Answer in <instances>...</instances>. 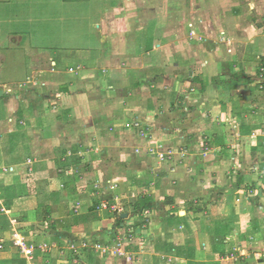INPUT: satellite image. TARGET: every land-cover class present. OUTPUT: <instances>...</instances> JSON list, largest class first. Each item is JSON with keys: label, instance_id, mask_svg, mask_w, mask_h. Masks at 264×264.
Segmentation results:
<instances>
[{"label": "crops", "instance_id": "obj_1", "mask_svg": "<svg viewBox=\"0 0 264 264\" xmlns=\"http://www.w3.org/2000/svg\"><path fill=\"white\" fill-rule=\"evenodd\" d=\"M60 6L0 0V264H264V0Z\"/></svg>", "mask_w": 264, "mask_h": 264}, {"label": "rangeland", "instance_id": "obj_2", "mask_svg": "<svg viewBox=\"0 0 264 264\" xmlns=\"http://www.w3.org/2000/svg\"><path fill=\"white\" fill-rule=\"evenodd\" d=\"M60 4H61V0H54V15H55V17H60V16H62V15H69V13H71L72 11H73V9L71 8V9H67V10H64L61 6H60ZM96 5V4H95ZM77 10V12H78V14H79V16L81 17V16H83V13L79 10V8H77L76 9ZM92 10H93V13L96 11V9L95 8H92ZM83 11L86 13L87 12V8H84L83 9ZM2 12V11H1ZM19 13H21V14H24V15H31L32 13H34V11L32 10V9H30V8H27V9H23V10H21ZM91 15V14H90ZM37 17L38 16H40V14L39 13H37V15H36ZM68 21V20H67ZM88 21L89 20H86V21H84V22H81V23H79V24H77V22L76 23H71V22H63V23H61V24H54V25H56V28L58 29V31L59 30H64L65 29V31L64 32H60V33H66V32H72L73 31V29H76V33H79V34H87V33H89L90 32V29H88L89 28V26H88ZM67 23V24H66ZM63 24H66V26L65 25H63ZM224 38V36H222V38L221 39H223ZM55 41H57V43H59V44H61V43H63V44H68V43H71V44H76V43H78V42H80V41H75V40H71V39H67V40H64V41H58V40H55ZM113 185H115V184H113ZM117 186V185H116ZM117 189V188H116ZM116 191H118V190H116ZM116 191H113L112 192V197H114V195H115V193H116ZM5 211V210H4ZM26 237V236H25ZM122 237H125V236H122ZM27 238V237H26ZM87 239H85V240H83V241H86ZM84 242H82V244H83ZM85 243H89L88 241H86ZM84 243V244H85ZM48 244V243H47ZM104 245L106 244V243H103ZM49 245V250H48V252L46 251V252H40L41 254H48L50 251H51V247H50V244H48ZM67 245L69 246V247H71V250H70V253H72V255H73V257H78V256H81L82 258H83V254L85 253V250H87V249H89V248H85L84 246H82V245H80L79 246V243H78V245H77V243L75 242V243H73V242H71V241H67ZM2 248V246H0V249ZM124 249V254H127V255H122V257H120L119 256V251L118 250H115V249H112V250H110L109 251V253H107V254H98L97 252H95V254L96 255H98L99 257H101V260H102V262H103V264H112L113 263V261L112 260H110V258H113V259H116V260H120V262H116V264L117 263H119V264H121V261H124V262H127V263H129V264H131L132 262H136L137 260H138V258H137V255H135V254H133V252L130 250V246H126V249L125 248H123ZM79 250V251H78ZM84 252V253H83ZM122 251H121V253H123ZM132 254V255H131ZM135 255V256H134ZM134 256V257H133ZM79 259H80V257H78ZM118 258V259H117ZM136 259V260H135ZM133 260V261H132ZM105 261H108V262H105Z\"/></svg>", "mask_w": 264, "mask_h": 264}, {"label": "built area", "instance_id": "obj_3", "mask_svg": "<svg viewBox=\"0 0 264 264\" xmlns=\"http://www.w3.org/2000/svg\"><path fill=\"white\" fill-rule=\"evenodd\" d=\"M112 187L114 191L117 188L116 185H112ZM97 209L100 211L102 210L110 211L114 214H117L118 216H120V214L123 213L124 211L123 207L120 204L113 201H103L102 204ZM12 225L13 227H15L12 236V244L14 247L20 249L26 257L28 258L33 257L37 251L48 252L49 245L47 243H38V244L29 243L28 239L22 233H20L18 228H16L19 225L18 221L13 220ZM130 236H127L128 238L127 237L118 238L114 241L107 242L105 245L100 241L91 245L89 243H85L83 245L85 248L95 250L98 254L99 253L107 254L109 253L110 250L115 249L119 251V256L122 257V255H127L124 254L123 248L126 249V246L131 245V241H129ZM121 251L123 253H121Z\"/></svg>", "mask_w": 264, "mask_h": 264}, {"label": "trees", "instance_id": "obj_4", "mask_svg": "<svg viewBox=\"0 0 264 264\" xmlns=\"http://www.w3.org/2000/svg\"><path fill=\"white\" fill-rule=\"evenodd\" d=\"M138 206H139V205H138ZM138 208H140V206H139V207H137V209H138ZM118 219H119V221H120V222H123V221H124V219L121 217V215H120V216H118Z\"/></svg>", "mask_w": 264, "mask_h": 264}, {"label": "water", "instance_id": "obj_5", "mask_svg": "<svg viewBox=\"0 0 264 264\" xmlns=\"http://www.w3.org/2000/svg\"><path fill=\"white\" fill-rule=\"evenodd\" d=\"M124 216H127V215H124Z\"/></svg>", "mask_w": 264, "mask_h": 264}]
</instances>
